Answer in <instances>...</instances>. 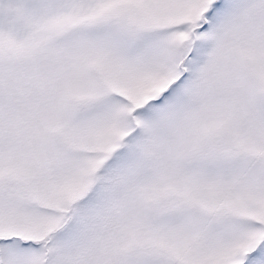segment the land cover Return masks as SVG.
I'll use <instances>...</instances> for the list:
<instances>
[{
    "label": "snow or ice",
    "instance_id": "6c2138e0",
    "mask_svg": "<svg viewBox=\"0 0 264 264\" xmlns=\"http://www.w3.org/2000/svg\"><path fill=\"white\" fill-rule=\"evenodd\" d=\"M0 264H264V0H0Z\"/></svg>",
    "mask_w": 264,
    "mask_h": 264
}]
</instances>
